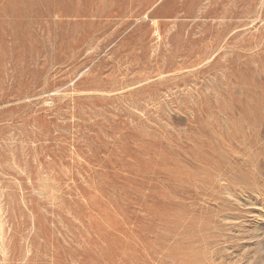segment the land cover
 I'll return each instance as SVG.
<instances>
[{
    "label": "rangeland",
    "instance_id": "374dc122",
    "mask_svg": "<svg viewBox=\"0 0 264 264\" xmlns=\"http://www.w3.org/2000/svg\"><path fill=\"white\" fill-rule=\"evenodd\" d=\"M0 264H264V0H0Z\"/></svg>",
    "mask_w": 264,
    "mask_h": 264
},
{
    "label": "bare ground",
    "instance_id": "6f19581e",
    "mask_svg": "<svg viewBox=\"0 0 264 264\" xmlns=\"http://www.w3.org/2000/svg\"><path fill=\"white\" fill-rule=\"evenodd\" d=\"M21 1H23V0H21ZM16 9H17V7H16ZM18 11V10H17Z\"/></svg>",
    "mask_w": 264,
    "mask_h": 264
}]
</instances>
